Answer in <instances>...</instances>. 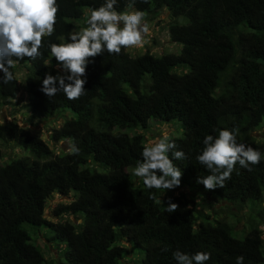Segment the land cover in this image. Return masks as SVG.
Listing matches in <instances>:
<instances>
[{
    "label": "trees",
    "instance_id": "16d2710c",
    "mask_svg": "<svg viewBox=\"0 0 264 264\" xmlns=\"http://www.w3.org/2000/svg\"><path fill=\"white\" fill-rule=\"evenodd\" d=\"M57 3L55 31L44 38L42 57L17 64L27 67L31 124L70 110L74 116L53 130L52 140L70 139L79 154H56L17 121L0 122V141L33 155L0 166V264H55L34 244L27 224L49 229L54 240L66 245L59 264H119L128 252L119 244L122 240L138 250L140 264H177V250L210 253L205 264H236L238 256L244 257L243 264H264L258 226L239 239L232 224L212 223L198 202L183 194L169 197L179 205L176 212L167 211L169 199L161 207L158 197L169 190L146 188L142 178L136 183L130 173L142 160L145 137L126 132L148 129L151 120L178 123L183 136L170 140L186 158L177 160L169 153L183 173L175 189L189 186L234 203H257L259 220L264 221V155L259 164L250 165L251 171L237 163L225 186L214 190L197 183L210 173L196 159L204 138L221 129L234 130L238 143L264 154V138L253 135L264 130V0H135L132 7L144 13L168 9L172 17L186 19L169 27L172 41L182 49L132 56L122 48L119 55L105 51L90 58L83 77L85 94L77 100L63 93L49 98L41 91L43 79L52 75L49 44L69 42L68 34L86 27L89 10L104 0ZM131 3L117 0L116 10L124 12ZM17 64L12 69L15 81L0 82V109L17 96ZM178 68L185 71L178 73ZM91 159L104 170L90 166ZM55 192L73 193L75 199L59 204L54 213L73 214L80 223L45 216L46 202Z\"/></svg>",
    "mask_w": 264,
    "mask_h": 264
},
{
    "label": "clouds",
    "instance_id": "9594fccd",
    "mask_svg": "<svg viewBox=\"0 0 264 264\" xmlns=\"http://www.w3.org/2000/svg\"><path fill=\"white\" fill-rule=\"evenodd\" d=\"M134 3L132 0L129 7ZM116 4L117 0H104L101 6L89 10L86 27L68 34L69 42L49 44L51 56L65 73L47 74L43 79L41 91L49 98L63 93L69 100L79 99L85 94L87 81L83 77L90 58L105 51L119 55L122 48L143 44L150 31L145 13L141 10L119 12ZM58 12L57 0H0V70L3 72L0 82L9 84L15 81L12 69L18 61L42 57L40 50L44 47V38L54 33ZM203 145L196 159L210 174L200 177L197 183L207 190L223 188L237 163L251 171L250 165L259 164L264 155L250 145L238 143L236 132L229 129L219 130L216 136L207 135ZM66 147L69 153L79 154L78 147L70 139ZM176 148L167 132L150 140L143 147L142 160L132 174L142 178L144 186L149 189L173 190L179 187L183 173L169 158V153L177 160L185 159L186 155ZM151 198L156 199L155 196ZM166 208L169 213H174L179 205L169 199ZM173 258L177 264H205L211 254L199 251L190 255L177 250ZM243 261L244 257L238 256L236 264H243Z\"/></svg>",
    "mask_w": 264,
    "mask_h": 264
},
{
    "label": "rangeland",
    "instance_id": "374dc122",
    "mask_svg": "<svg viewBox=\"0 0 264 264\" xmlns=\"http://www.w3.org/2000/svg\"><path fill=\"white\" fill-rule=\"evenodd\" d=\"M136 10L133 7L127 8L125 11ZM88 14V12H87ZM145 21L149 25V33L144 38V42L140 46L130 47L128 51L132 56H138L150 52L156 56H160L165 53H179L182 49V44L172 41L170 37L169 27L173 22L185 23L186 19L183 17L174 18L168 9H164L157 14L145 13ZM77 29L75 31H79ZM264 64V60L262 61ZM50 72L53 76L64 74L63 69L58 65L55 58L49 61ZM27 67L26 65L17 64L16 75L18 78V93L15 99L8 104H4L0 109V122L7 124L11 121H17L21 126L29 128L33 134L39 135L49 144L51 149L56 154H63L67 151L66 142L69 139L55 142L52 140L53 130L61 126L65 120L74 116L70 110L62 111L57 115L45 120L31 124L30 122V96L25 88V77ZM178 73H182L185 70L182 68L176 69ZM2 70H0V73ZM130 135L134 133H141L145 137L146 144L163 133L167 132L170 135V139L183 136V131L179 127L178 123L160 122L157 120H151L150 127L148 129L138 128L136 130L128 129L126 131ZM253 135L262 140L264 138V130L256 129ZM0 151L2 156L0 157V166L6 164L11 159H17L21 157H33L30 150L25 149L12 142L0 141ZM90 166L97 167L103 171L104 168L100 166L95 160L89 161ZM132 174V170H130ZM133 175V174H132ZM135 182L138 183V177L134 176ZM171 194L174 195H186L195 199L200 205V209L206 215H209V220L212 223H216L218 220L226 221L233 225V235L239 239H243L246 234L251 230L253 226H258L264 238V221L259 220L257 214L260 205L257 203L247 202L246 204L234 203L229 200L221 199L215 196L209 191L193 190L189 186H183L179 189H173L169 191H162L158 197V204L162 207L166 205ZM75 199L74 194L64 195L62 193H53L46 202L45 216L53 221H66L71 220L80 223L81 218L76 217L73 214H64L62 216L54 213L55 208L62 203H70ZM27 230L31 233L32 241L43 252L47 261H55V264H59L60 259L63 257V252L66 250V245L53 239V233L44 227H36L32 225H25ZM120 245L128 248V252L119 264H140L141 254L138 250L132 246L127 240L119 242Z\"/></svg>",
    "mask_w": 264,
    "mask_h": 264
}]
</instances>
